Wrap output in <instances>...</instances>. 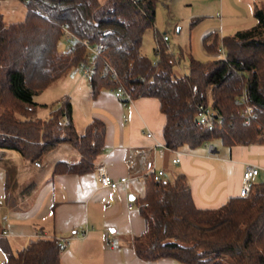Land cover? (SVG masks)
Segmentation results:
<instances>
[{
  "label": "trees",
  "instance_id": "trees-1",
  "mask_svg": "<svg viewBox=\"0 0 264 264\" xmlns=\"http://www.w3.org/2000/svg\"><path fill=\"white\" fill-rule=\"evenodd\" d=\"M19 1L26 5L22 22L7 24L0 12V153L13 151L27 163L40 165L47 154L67 144L79 160L57 162L53 174L92 172L104 144V123L93 119L78 134L68 97L45 119L36 117L45 106L34 101L72 69L88 66L92 98L120 90L124 106L139 98L158 100L169 151H193L215 142L227 149L264 144V0H259L261 7L254 6L253 27L221 38L223 58L190 59L188 73L180 77L162 38H155V62L141 53L143 37L154 27L157 0ZM65 31L73 35L72 44ZM62 37L65 52L58 50ZM218 39L216 33L205 35L206 51L219 54ZM199 106L214 114L210 129L197 125ZM247 106L255 107L249 119L241 114ZM136 204L145 226L132 245L141 260L264 264V183L250 184L244 198L198 209L185 174L161 181L145 177L144 195ZM58 247V240L43 238L17 253L3 246V264H60Z\"/></svg>",
  "mask_w": 264,
  "mask_h": 264
},
{
  "label": "crops",
  "instance_id": "crops-1",
  "mask_svg": "<svg viewBox=\"0 0 264 264\" xmlns=\"http://www.w3.org/2000/svg\"><path fill=\"white\" fill-rule=\"evenodd\" d=\"M88 111L84 128L93 119L105 125L104 144L90 173L53 174L57 162L79 160L70 147L47 174L22 186L20 177L38 175L43 162L31 165L13 153L17 163L12 151L0 153V264L6 258L3 246L17 253L37 238L67 241L59 254L60 264H181L168 258L148 262L135 254L133 239L145 226L136 204L144 195L145 178L144 172L136 174L137 166L128 165V151L133 148L149 152L147 163L164 171V179L185 174L198 209H216L238 197L248 166L258 170L251 184L264 183V144L221 147V155L216 148L215 156L208 154L205 145L187 152L156 146L164 145L165 117L155 98H139L124 106L110 92L92 98L90 91ZM175 158L177 164L172 163ZM100 168L113 180H129L116 189L102 188L97 181ZM30 186V192L23 194Z\"/></svg>",
  "mask_w": 264,
  "mask_h": 264
},
{
  "label": "rangeland",
  "instance_id": "rangeland-1",
  "mask_svg": "<svg viewBox=\"0 0 264 264\" xmlns=\"http://www.w3.org/2000/svg\"><path fill=\"white\" fill-rule=\"evenodd\" d=\"M262 4L259 0H157L154 27L146 31L141 53L155 62L157 60L154 54L155 38L161 42L162 37H167L165 45L172 56L173 71L177 77L183 76L188 73L190 59L206 62L223 58L220 54L206 51L202 43L204 35L216 32L219 36L218 48L222 49L221 38L233 36L236 32L250 29L255 25L254 6L261 7ZM0 11L7 24L22 22L26 14V5L19 0H3L0 3ZM67 49L66 39L62 37L58 43V50L65 52ZM88 81L83 68L72 69L66 78L57 80L44 92L35 96L34 101L45 106L38 108L36 117L47 118L51 109L57 108L62 99L68 97L73 125L76 132L82 134L89 112ZM213 145L221 155L222 148L219 143L215 142ZM68 149H71L70 146L64 145L47 154L39 174L33 177L21 176L19 179L21 185L24 186L34 178L47 174L51 164L61 158ZM13 153L15 152L12 151L11 154ZM12 157L19 163L15 154ZM166 179L172 180L173 177Z\"/></svg>",
  "mask_w": 264,
  "mask_h": 264
},
{
  "label": "built area",
  "instance_id": "built-area-1",
  "mask_svg": "<svg viewBox=\"0 0 264 264\" xmlns=\"http://www.w3.org/2000/svg\"><path fill=\"white\" fill-rule=\"evenodd\" d=\"M65 36L69 40V44H72L74 42L73 41L74 37L72 34L65 31ZM162 39L165 42L168 41L167 37H165V36L162 37ZM82 44L84 46L88 47V44L86 42H83ZM88 49L93 55H97V51L94 48L88 47ZM218 53L220 55H222L223 57L225 56L223 48L222 49L219 48ZM90 58L91 57H87V60H89ZM83 69H84V74L86 75V77H88V79H90L91 74H92V66H88L86 68L83 67ZM114 96L116 98L122 97L121 91L117 90L116 92H114ZM126 98L128 99V96H126ZM254 109H255L254 106H247V107H245V109L242 110L241 114L243 116H245L247 119H249L252 117ZM199 111H200L201 115L198 119L197 125L207 126L210 129L211 128L210 119L214 115L213 112L211 111V109L209 107H203V106H199ZM146 136H147V138H152L151 133H147ZM156 144H157L156 146L164 147V145H162L161 143H156ZM206 149H207L209 155H213V156L216 155V149L213 147V145L207 144ZM148 153L149 152L144 151V150L139 149V148L130 149L128 151V159H127L129 167L134 168V166H137L135 172H136V174L144 172L143 178L152 177V179L154 181L163 180L164 179V171L156 169L154 166L147 163ZM178 162H179L178 158H175L172 160L173 164H177ZM257 174H258V170L256 167L248 166L245 168V170L242 174V186H241V189L239 191L238 197L244 198L248 195L251 180ZM128 180H129V178L124 177V178H121L118 181H116V180H113L105 172V170L103 168H100L98 170L97 181L102 188L116 189L119 184H126V182ZM58 242H59L58 253L61 254L65 250V248L67 247V241L65 239H59Z\"/></svg>",
  "mask_w": 264,
  "mask_h": 264
}]
</instances>
